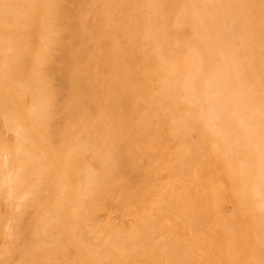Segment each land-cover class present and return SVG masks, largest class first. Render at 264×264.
<instances>
[{"label": "bare ground", "instance_id": "bare-ground-1", "mask_svg": "<svg viewBox=\"0 0 264 264\" xmlns=\"http://www.w3.org/2000/svg\"><path fill=\"white\" fill-rule=\"evenodd\" d=\"M0 117L7 205L36 136L59 171L37 236L71 227L102 264H264V0H0Z\"/></svg>", "mask_w": 264, "mask_h": 264}, {"label": "rangeland", "instance_id": "rangeland-1", "mask_svg": "<svg viewBox=\"0 0 264 264\" xmlns=\"http://www.w3.org/2000/svg\"><path fill=\"white\" fill-rule=\"evenodd\" d=\"M185 34L191 36L188 29ZM209 61L210 70H212L216 60L210 58ZM54 119L55 121L67 120V112L61 108L60 103L57 104ZM159 121L161 118L154 119V126ZM64 136L65 133L60 134V137ZM54 137V133L48 131L44 139L49 144ZM38 140L39 137L36 136L35 147L28 151L29 157L26 156L24 162L25 169L29 171L30 188H26L25 183L22 182L14 192L11 206L0 198V264H102L92 256L88 248L71 244L76 236L71 227L54 228L47 232V235H36L37 225L49 215L48 205L55 196L51 189L57 183L59 173L50 160L52 151L48 147L38 150L36 147ZM6 143L9 144V148L5 152L14 158L12 149H16L17 142L13 135L7 132L0 117V152ZM85 157L87 154L84 155V160ZM85 161L90 164V160ZM214 178L225 181L218 171L214 174ZM115 184L124 194H130V186L126 179ZM103 212L104 209L97 200L85 207L82 217L85 225L92 232L97 231L99 215ZM63 236H67L71 242L63 240Z\"/></svg>", "mask_w": 264, "mask_h": 264}]
</instances>
